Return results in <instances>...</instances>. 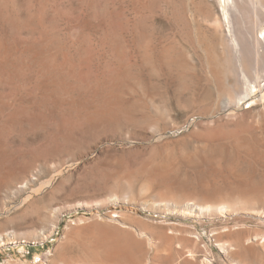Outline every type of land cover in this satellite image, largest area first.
I'll use <instances>...</instances> for the list:
<instances>
[{
  "label": "rangeland",
  "instance_id": "1",
  "mask_svg": "<svg viewBox=\"0 0 264 264\" xmlns=\"http://www.w3.org/2000/svg\"><path fill=\"white\" fill-rule=\"evenodd\" d=\"M257 52L264 0H0V264H101L106 242L140 264H264V196L242 198L261 210L194 218L150 208L188 200L155 180L144 188L164 171L177 177L169 184L197 183L194 173L224 168L219 150L241 164L238 144L264 157ZM101 103L108 115H93ZM202 149L209 164L193 157Z\"/></svg>",
  "mask_w": 264,
  "mask_h": 264
},
{
  "label": "bare ground",
  "instance_id": "2",
  "mask_svg": "<svg viewBox=\"0 0 264 264\" xmlns=\"http://www.w3.org/2000/svg\"><path fill=\"white\" fill-rule=\"evenodd\" d=\"M259 14V13H257ZM206 15V14H205ZM211 18V17H209ZM214 18V17H213ZM218 18V17H217ZM220 19V18H219ZM220 21V20H219ZM219 21L216 19L215 20V23L218 24ZM221 25V23H220ZM217 28V27H216ZM218 30V29H217ZM221 31V27H220V30ZM217 32V31H216ZM233 32V31H232ZM253 33V32H252ZM222 34V33H220ZM223 35V34H222ZM248 35V34H247ZM229 36V35H228ZM221 37V43L223 42L222 38L223 36H220ZM260 39V38H259ZM259 39H255V43L256 45L259 44ZM220 40V39H219ZM217 41V40H216ZM213 43V42H212ZM215 43V42H214ZM218 43V42H217ZM240 43V42H239ZM212 45V44H211ZM215 45H218L215 43ZM224 45V43H223ZM227 45V44H226ZM255 45V46H256ZM213 46V45H212ZM219 46V45H218ZM225 46V45H224ZM241 46V45H240ZM220 47V46H219ZM236 47V46H235ZM243 47V46H242ZM242 49V48H241ZM233 51V50H232ZM211 52V51H210ZM239 52V51H238ZM241 52V51H240ZM259 52V51H258ZM255 53V67H263L264 66V53ZM237 54V53H236ZM248 54V53H247ZM220 56V55H219ZM218 56V57H219ZM55 57V56H54ZM52 58V57H51ZM224 58V57H223ZM50 59V57H49ZM57 59V57H56ZM54 60V59H53ZM54 62V61H53ZM57 62V61H56ZM54 62V63H56ZM222 62V61H221ZM224 62V61H223ZM232 62V60H231ZM228 64V62H227ZM59 66V65H58ZM223 67V66H222ZM241 67L243 69V72L244 73H247L248 72V69H247V64L245 62H243L241 64ZM226 68V66H225ZM228 68V67H227ZM226 68V69H227ZM69 69V68H68ZM257 69V68H256ZM114 70V69H113ZM212 74L217 77V70L215 68L214 65H212ZM58 71V70H57ZM225 71V70H224ZM230 71V70H229ZM231 72V71H230ZM256 72V71H255ZM59 73V72H58ZM115 73V72H114ZM222 73V72H220ZM251 73V72H250ZM253 73V72H252ZM91 74V73H90ZM116 75V74H115ZM105 76V75H104ZM229 76V75H228ZM247 76V75H246ZM102 77V76H101ZM132 77V76H131ZM96 78V77H95ZM109 78V77H108ZM101 79V78H100ZM259 79V78H258ZM52 80V79H51ZM90 80V79H89ZM92 80V78H91ZM97 80V78H96ZM118 80V79H116ZM126 80V79H125ZM140 80V79H138ZM216 80V79H215ZM250 80V79H249ZM223 81V80H222ZM59 82V81H58ZM80 81H78L79 83ZM98 82V81H97ZM137 81H135V84H138L140 81H138V83H136ZM144 82V81H143ZM88 83V82H87ZM95 83V82H94ZM118 83V82H117ZM134 83V82H133ZM142 83V82H141ZM234 83V82H233ZM238 83V80L237 82ZM83 84V83H82ZM85 84V83H84ZM97 84V83H96ZM111 84V83H110ZM251 84V82H250ZM255 84V83H254ZM114 85V84H113ZM122 85V84H121ZM142 85V86H141ZM238 85V84H237ZM98 86V85H97ZM123 86V85H122ZM139 88L141 89L142 88V91L144 88H146L145 86H143V83L142 84H139ZM234 86V84L232 85ZM243 85H241L242 87ZM80 87V86H79ZM90 87V86H88ZM94 87V86H93ZM144 87V88H143ZM256 87V86H255ZM84 88V87H82ZM98 88V87H97ZM233 88V87H232ZM231 88V89H232ZM237 87H234L233 89H236ZM112 89V88H111ZM150 89V88H149ZM87 90V89H86ZM90 90V89H89ZM151 90V89H150ZM82 91V89H81ZM238 93H237V92ZM147 92V91H146ZM235 92L237 93L236 96H239L242 94V90L240 88V90H235ZM248 92H250V88L246 91L245 94H247ZM83 93V92H82ZM85 93V92H84ZM93 93V92H92ZM229 93V92H228ZM235 93V94H236ZM69 94V93H68ZM91 94V93H90ZM111 94V93H110ZM263 94V93H262ZM87 95V94H86ZM229 95V94H228ZM234 94H231L230 97H233L234 99V96H232ZM98 96V95H97ZM146 97V96H145ZM113 99V97H111ZM229 98V97H228ZM261 98L264 99V95L261 96ZM106 99V98H105ZM232 99V100H233ZM104 100V99H103ZM257 100V99H256ZM262 100V99H261ZM91 101V100H90ZM96 101V100H95ZM230 101V100H229ZM105 104V103H104ZM236 104V103H235ZM238 104V103H237ZM264 104V103H263ZM81 105V104H80ZM84 105V104H83ZM102 105V103H101ZM112 104H110V106L108 105H102L98 108H96L95 110H93V115L95 114H104V113H108L109 112V108L111 107ZM116 105V104H115ZM114 106V105H113ZM112 106V107H113ZM119 106V104H118ZM87 107V106H86ZM121 107V106H120ZM264 108V107H263ZM86 109V108H85ZM75 110V109H74ZM77 110V109H76ZM80 110V109H78ZM112 110V108H111ZM86 111V110H85ZM89 111V109H88ZM122 111V110H121ZM262 111V110H261ZM76 112V111H75ZM80 114V113H79ZM105 114V115H106ZM86 115V114H85ZM108 115V114H107ZM78 116V115H77ZM95 116H98V115H95ZM90 117V116H89ZM105 117V116H104ZM108 117V116H106ZM258 117V116H257ZM92 118V117H91ZM259 118H262V121H263V124H264V113H262L260 115ZM110 119V118H109ZM90 121V120H89ZM264 128V127H263ZM262 129V128H261ZM263 133V132H262ZM238 137V136H237ZM247 140V137L246 136H242L240 138V141L243 142V141H246ZM252 140V139H251ZM238 141V140H237ZM239 141V142H240ZM260 142V141H259ZM245 143V142H244ZM237 144V143H236ZM239 146H236V147H233V151L235 152L234 154L237 156V161H240L241 164L237 163L236 166L234 167H228L227 163L229 161L232 160V154L229 153V155L227 156L226 159H224V155L222 152H220V150L215 153V157H216V160L218 161L219 160V164L221 163H224V168L221 169V170H210V171H207L206 170V173L202 172V173H194V176H195V182L197 183H194V184H187V182L184 181H178V183H173V184H169L168 181H170L171 179L172 180H176V176L172 174V177L170 176V171H167L164 173H153L151 174L150 178L148 181L145 182L144 184V188H146L148 191L150 189V186H151V182H154L157 181L159 184L161 183V185H166L168 186L169 188V192L166 193V195H168V197L172 198V197H175L176 195H179L181 194L183 197H185L188 201L187 202H183V203H177V202H171V201H166L163 202H158L157 204H153L150 208H153L154 210H157V211H160V210H164L165 212H167L169 214V212L171 213V215H174V214H181V215H184V216H188V217H194V218H204V217H209V216H216V217H224V215H227V213L229 214V212H235L236 210H239L238 208L241 206L243 207L244 205H254L252 210L254 209H260L261 210V206H260V203H261V200H257V201H253V200H244L247 195H252V196H255L257 195V197L261 198L264 196V183H261L262 184V190L261 191H256L252 188V185L254 183H256V178L258 175H256V173L259 174V176L261 178H264V157L262 156H258L257 153H254V151L256 150L255 147H252L248 144H238ZM261 147H263L262 149H264V144L263 143H260ZM235 146V145H234ZM218 148V147H216ZM225 150V148H224ZM202 152L204 151V149L201 150ZM215 151V150H214ZM222 151V150H221ZM262 151V150H261ZM209 152V151H208ZM207 152V153H208ZM194 153V152H193ZM207 153L203 152V153H200V154H193V157L194 155L197 157V161L196 162H204V161H208L209 157H210V154L207 155ZM234 155V156H235ZM212 156V155H211ZM190 157V156H189ZM194 157V158H196ZM214 158V157H213ZM212 158V159H213ZM182 159V158H181ZM192 158L190 157V160ZM211 159V158H210ZM234 159V158H233ZM186 160V159H185ZM189 160V161H190ZM188 161V159H187ZM196 162H193L190 164V165H195L193 163H196ZM211 162V161H209ZM209 162H204V163H207L209 164ZM245 163V164H243ZM247 163V164H246ZM199 164V163H198ZM217 164V163H216ZM215 164V165H216ZM235 164V163H234ZM233 164V165H234ZM205 165V164H204ZM163 165H161L162 167ZM198 166V165H196ZM200 166V165H199ZM206 166V165H205ZM214 167V165H213ZM158 168V167H157ZM194 168V167H193ZM198 168V167H197ZM218 168V167H217ZM257 170V171H256ZM157 172V171H155ZM180 175V174H179ZM181 176V175H180ZM258 176V177H259ZM194 178L191 176V179ZM132 181L134 182V180L132 179ZM132 181H128V187L126 188L127 189V192H126V196H123V199H126L128 200L129 196L127 195H131L132 193V189H133V182ZM145 181V180H144ZM136 182V181H135ZM202 182V183H201ZM168 183V184H166ZM205 183V185L203 184ZM217 183H220L221 185L216 186ZM227 183H231L229 185H226ZM212 185H215L213 187H211ZM255 185V184H254ZM26 185H21L18 187L19 190H22L23 188H25ZM248 187V188H246ZM199 191V192H198ZM13 193V192H12ZM246 196V197H245ZM117 197V196H116ZM116 197H113V200L114 203L115 202H118V199ZM178 197V196H177ZM244 197V199L242 200V198ZM250 197V196H249ZM177 199V198H176ZM262 199V198H261ZM110 200V199H109ZM123 201V200H122ZM129 201V200H128ZM134 201V200H133ZM264 201V200H263ZM132 202V201H131ZM130 202V203H131ZM134 204V203H133ZM263 204V202H262ZM144 208H148L147 205H143ZM250 207V206H249ZM146 210V209H145ZM149 210V209H148ZM241 211V210H240ZM112 214V213H111ZM110 214V215H111ZM264 214V212H263ZM113 215V216H112ZM111 216H109L108 218H111V219H114L115 217L118 218V215H114L112 214ZM124 216V215H123ZM121 217V216H120ZM124 218V217H123ZM127 218V217H126ZM119 219V218H118ZM121 219V218H120ZM111 221V220H110ZM237 223V222H236ZM200 224V223H199ZM55 225H53L52 227L54 228ZM127 226V225H126ZM237 226V225H236ZM125 227V226H124ZM129 227V226H128ZM123 228V226H122ZM131 229V228H130ZM237 229V228H236ZM235 229V230H236ZM173 230L176 232V234L178 235H181L183 234L184 231H180L178 230L177 228H173ZM231 230V229H230ZM229 230H226L224 232H228ZM234 231V229H233ZM170 232V231H169ZM214 232V231H213ZM222 232V231H221ZM223 232V233H224ZM230 232V231H229ZM235 232V231H234ZM240 232V231H239ZM173 233V231H172ZM216 233V232H215ZM231 233V232H230ZM171 234V233H170ZM185 234V233H184ZM190 234V233H189ZM235 234V233H234ZM237 234H240V233H237ZM242 234V233H241ZM240 234V235H241ZM165 235V234H164ZM175 235V234H174ZM177 236V238L181 237V236ZM229 235L231 234H228L226 235L227 237H229ZM9 236V235H8ZM213 237L215 236V240L214 241H217L216 243H219L220 241V236L219 233H216L214 235H212ZM259 236V235H258ZM195 237V236H194ZM233 237V236H232ZM41 238H45L44 235L41 236ZM178 238V239H179ZM182 238V237H181ZM192 238V237H191ZM235 238V237H234ZM241 238V236H240ZM240 238H238V244L240 243V245H243L244 243L241 242ZM259 238V237H258ZM175 239V237H174ZM174 239H171V240H174ZM184 239V238H183ZM186 239V238H185ZM230 239V238H229ZM260 239V238H259ZM107 240V239H106ZM176 240V239H175ZM182 240V239H181ZM181 240H180V243H181ZM187 240V239H186ZM222 240V238H221ZM236 240V239H235ZM247 240V239H246ZM105 241V240H104ZM116 241V240H115ZM197 241H199L198 239H196V241L193 240L194 244L195 242L197 243ZM258 241V239L256 240ZM187 243L189 241H186ZM200 242V241H199ZM221 242V241H220ZM231 242V241H230ZM230 242H223L222 244H218V246H220V248L223 249V251H228V249H235L234 248V243H230ZM244 242V240H243ZM104 243V242H103ZM162 243V242H161ZM214 243V244H216ZM247 245H249L248 247V250L251 248H254V244L252 242H246ZM4 242H3V237L0 236V245H3ZM6 244V243H5ZM102 244V243H101ZM182 244V247H183V244L184 243H181ZM260 244V243H259ZM190 245V244H189ZM196 245V244H195ZM101 246V245H100ZM99 246V247H100ZM179 246V245H178ZM217 246V247H218ZM237 246V244H236ZM233 247V248H232ZM246 247V246H245ZM102 250H101V258H100V262L101 264H140V259L138 258L137 254L128 246L126 245H123L121 243H118V242H106L102 245ZM194 248V246H193ZM199 248V247H198ZM207 248V247H206ZM237 248V247H236ZM98 249V248H97ZM96 249V250H97ZM95 250V251H96ZM98 251V250H97ZM247 251V250H246ZM252 251V250H251ZM254 251V250H253ZM252 251V252H253ZM94 252V250H93ZM99 252V251H98ZM139 254V253H138ZM251 254V253H250ZM255 254V253H254ZM260 254V252H259ZM264 254V253H263ZM263 254H260L261 255V258L264 259V255ZM99 255V254H98ZM141 256V255H140ZM259 256V255H258ZM262 262V261H261Z\"/></svg>",
  "mask_w": 264,
  "mask_h": 264
}]
</instances>
